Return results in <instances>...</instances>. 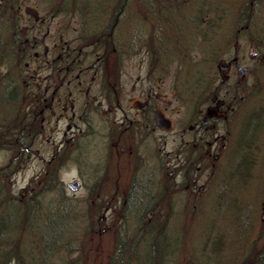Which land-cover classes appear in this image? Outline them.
Wrapping results in <instances>:
<instances>
[{"label":"flooded vegetation","instance_id":"1","mask_svg":"<svg viewBox=\"0 0 264 264\" xmlns=\"http://www.w3.org/2000/svg\"><path fill=\"white\" fill-rule=\"evenodd\" d=\"M0 60L22 65L29 112L65 121L59 151L79 140L92 176L128 181L121 205L147 202L159 161L183 195L211 166L264 175V0H0ZM257 203L242 214L264 226Z\"/></svg>","mask_w":264,"mask_h":264},{"label":"rangeland","instance_id":"2","mask_svg":"<svg viewBox=\"0 0 264 264\" xmlns=\"http://www.w3.org/2000/svg\"><path fill=\"white\" fill-rule=\"evenodd\" d=\"M207 8L210 9L212 6L208 5ZM65 14L67 13L56 16V20L61 22L68 20ZM207 23L209 25L216 24V18L208 16ZM66 36L70 37L71 32H67ZM210 38L212 36L208 34V42H210ZM207 50H209L208 46ZM5 60L7 61V59ZM22 71V65L13 62L4 63L0 60V115L6 113L7 109L9 111L8 104L4 103L6 101L3 98L5 90L9 87L7 79L23 84L19 78ZM1 78L3 79L1 80ZM256 85L258 88L261 87L257 83ZM28 102L29 98L22 93L20 99L14 101L13 105L17 106L18 111L21 113L25 112L23 110L25 109L24 105H28ZM38 112L34 114L37 118L36 128L31 139L27 141L29 143L26 144L25 150H23L24 154L15 158L13 149H1L0 165L15 158L16 163L12 170L11 186L12 190L22 194L27 193L31 188L33 189L35 187L33 184L37 181V178H44V175L49 174L50 169L53 168L55 176L61 180V185L68 195L67 197L80 204L79 206L85 207V215L88 214V218L93 221L94 216L97 221V223L94 221L96 224L94 232L84 236L85 238L90 237L89 244L97 249L89 256V264H108L116 227L126 223V225L128 224V231L131 232L134 228L132 225L136 224V220L133 218L136 216L135 211H130L126 214V217L121 205V201L127 192L128 181L122 186H117L118 182L114 181L113 177H109L108 180L105 177L106 182L102 177L92 176V173L88 171V160L85 157V155L89 156L90 154L89 147L86 145L83 151L84 155L80 154L78 156L73 152L78 148L77 142L79 140L70 139L68 142L65 141L59 151L60 142L64 140L63 136L69 138L70 135V132L64 134V131H66L65 121L60 119L56 122L52 118L42 124ZM27 126L28 123H25V127ZM75 136H78L77 133H75ZM98 164H101V162ZM158 165L162 170L159 169V175H161V184L163 185V179H166L167 171L164 163L162 165V161H159ZM217 167L207 168L206 173L199 179L194 194L186 192V195H183L185 191L180 193L181 187L173 188L167 180L166 189L162 195L164 204L160 208L170 221L168 224L167 220L163 219V223L159 226L171 234L175 233L177 236L171 235L170 237L173 240L178 238L180 244L178 246L179 251L175 252L172 255L173 259L170 262L166 261V264H189V262L196 264L198 258H196L197 256L193 257L196 254L199 255L201 261H205V264H240L245 260L251 264H260L256 258L257 256L252 254V250L264 248L262 218L261 215L254 218V213L251 216L253 219L250 216H242V209L244 211L256 210L259 206L257 201L264 202V193L260 194L258 192L259 187L260 189L264 187V175L233 174L229 167H221L222 169H217ZM75 180L82 184V187L78 190H72L68 187V184L73 183ZM95 181L97 183L92 185ZM101 183L109 188L111 192L97 191L98 184L101 185ZM200 184H204V188L198 191ZM260 195H262L261 199H259ZM237 196L242 200L247 199L251 204H244L241 209L234 202ZM111 197L113 200L111 208L102 207L101 201L104 198ZM138 200L141 199L138 198ZM131 208L133 209L134 205ZM84 218L87 221V218ZM146 219L147 216H145L144 221ZM174 245L176 246L175 243ZM174 245L172 252H174ZM140 249V253L144 254V250ZM71 256H75V253ZM138 261V264H148L144 255H141ZM137 263L132 259L129 264Z\"/></svg>","mask_w":264,"mask_h":264},{"label":"trees","instance_id":"3","mask_svg":"<svg viewBox=\"0 0 264 264\" xmlns=\"http://www.w3.org/2000/svg\"><path fill=\"white\" fill-rule=\"evenodd\" d=\"M7 83L9 87L3 98L9 108V111L5 108L6 113H9L0 115V150L13 149L14 157L18 158L24 154L23 150L29 143L27 141L34 134L37 118L33 113L30 114L32 109L27 113L29 111L26 105L23 109L25 112L21 113L13 105L23 93V84L10 79H7ZM25 123H28L27 127ZM15 158L0 165V264H89V256L97 249L89 244L91 238L84 236L94 232L95 217L93 216L94 221L88 218V214L85 215L86 208L67 197L53 168L44 178H37L33 184L35 187L27 193L12 190ZM165 176L162 185L159 175L157 189L149 197L140 189L141 193H134L135 198L143 201L148 199L149 202H140L138 207H134L137 220L132 225L133 231H128L126 223L116 227L108 264H129L132 259L137 263L141 255H144L148 264H166L179 251L180 240L170 237L177 235L159 226L163 219L168 224L170 221L160 208L164 204L162 195L168 180L167 174ZM128 205L122 209L125 216L131 210ZM140 248L144 250V254L140 253ZM74 253L75 256H71ZM255 256L260 264H264V253ZM193 257L198 258L196 264H205L199 255ZM240 264L251 263L245 260Z\"/></svg>","mask_w":264,"mask_h":264},{"label":"water","instance_id":"4","mask_svg":"<svg viewBox=\"0 0 264 264\" xmlns=\"http://www.w3.org/2000/svg\"><path fill=\"white\" fill-rule=\"evenodd\" d=\"M70 186H71L72 188H75V185H74V184H70Z\"/></svg>","mask_w":264,"mask_h":264}]
</instances>
